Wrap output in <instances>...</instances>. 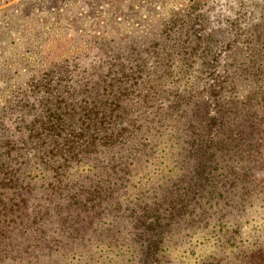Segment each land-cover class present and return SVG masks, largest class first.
Segmentation results:
<instances>
[{"label": "trees", "instance_id": "1", "mask_svg": "<svg viewBox=\"0 0 264 264\" xmlns=\"http://www.w3.org/2000/svg\"><path fill=\"white\" fill-rule=\"evenodd\" d=\"M234 28L76 55L6 98L1 263L264 264V25Z\"/></svg>", "mask_w": 264, "mask_h": 264}, {"label": "rangeland", "instance_id": "2", "mask_svg": "<svg viewBox=\"0 0 264 264\" xmlns=\"http://www.w3.org/2000/svg\"><path fill=\"white\" fill-rule=\"evenodd\" d=\"M253 24L264 25V0H4L0 2V106L12 100L11 93L27 86L30 77L76 55L86 63L101 61L106 50L126 43L143 52L152 49L155 40L168 39L165 30L173 28L180 33L197 26L214 28L217 38L231 39L239 32L233 25ZM22 47L29 51L18 55ZM180 69L183 66L173 68ZM193 250L184 251L179 260L193 263L202 251Z\"/></svg>", "mask_w": 264, "mask_h": 264}]
</instances>
